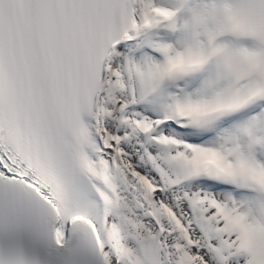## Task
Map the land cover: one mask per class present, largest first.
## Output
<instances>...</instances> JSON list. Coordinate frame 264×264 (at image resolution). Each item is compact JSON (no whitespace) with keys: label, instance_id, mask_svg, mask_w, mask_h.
I'll return each mask as SVG.
<instances>
[{"label":"snow or ice","instance_id":"snow-or-ice-1","mask_svg":"<svg viewBox=\"0 0 264 264\" xmlns=\"http://www.w3.org/2000/svg\"><path fill=\"white\" fill-rule=\"evenodd\" d=\"M0 264H264V0H0Z\"/></svg>","mask_w":264,"mask_h":264}]
</instances>
